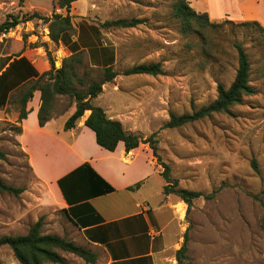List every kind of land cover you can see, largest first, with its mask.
<instances>
[{
  "label": "rangeland",
  "instance_id": "374dc122",
  "mask_svg": "<svg viewBox=\"0 0 264 264\" xmlns=\"http://www.w3.org/2000/svg\"><path fill=\"white\" fill-rule=\"evenodd\" d=\"M86 1L94 12L84 19L73 20V32L66 35L68 43L62 42L63 45L72 48L71 38L77 37L78 25L85 33L89 20L95 25L96 45L104 48V55L111 54L112 62L107 65H112L115 71L121 73L133 65L149 62H160L163 70L157 75L118 74L106 85L107 92L96 105L106 109L109 116L120 119L126 129L138 130L143 137L156 132L157 153L168 164L177 188L206 194L216 190L212 198H195L190 206L172 194L180 216L177 224L179 228L182 226L181 243L188 229V258L182 264H264V231L259 224L263 211L254 197L257 195L264 202V53L261 50L264 32L252 24L257 20L232 13L239 9L238 0H223L218 13L222 11L224 15L212 14L210 19L216 25L183 33L179 19L173 14L174 0ZM188 1L197 12L207 11L208 0ZM251 7L254 9L253 4H249ZM34 8L46 17L55 11L53 0H0V24L10 14L21 19L35 12ZM257 14L264 30V7L259 6ZM118 18H138L141 23L134 27L99 26ZM20 23L24 26L22 36L15 31L10 37L0 39V69L33 44H41L46 57V49L50 51L55 67H60L63 58L70 54L61 49L55 52L59 43L51 40L48 24L42 19ZM43 40L47 43H41ZM235 42L241 43L250 56V84L256 92L245 96L228 113L162 128L170 113H190L216 97L218 83L230 84L237 68ZM84 52L88 62L87 51ZM73 105V99L59 96L53 114L60 116L55 123L65 120L68 116L65 111ZM16 107L9 106L0 112V149L5 153V158L0 159V178L22 188V192L0 193V236L25 234L42 218V233L73 241V226L55 206L50 189L35 178L15 139ZM159 169L162 170L161 165ZM157 180L160 185L164 183L162 176ZM59 253L63 264H104L98 258L90 263L73 253L61 250ZM0 263L19 264L7 245L0 247ZM175 263L178 264L176 259Z\"/></svg>",
  "mask_w": 264,
  "mask_h": 264
},
{
  "label": "crops",
  "instance_id": "0c3cea01",
  "mask_svg": "<svg viewBox=\"0 0 264 264\" xmlns=\"http://www.w3.org/2000/svg\"><path fill=\"white\" fill-rule=\"evenodd\" d=\"M223 3V0H211L210 5L208 0L206 12L210 19L212 14L216 17L224 15L222 11L218 13ZM238 3L239 9L232 13L245 19L261 20L257 10L259 6L264 7V0H238ZM87 4L85 0L72 3L69 12L72 23L94 12ZM249 4H253L254 9L249 8ZM55 7L53 0V9L64 14L63 9ZM87 21L85 33L78 25L77 37L71 38L72 48L63 45L68 43L64 36L55 52L61 49L71 54L73 50L84 49L90 65L107 66L112 62L111 54L104 55V48L96 45L95 25ZM57 59L61 60L59 56ZM9 65L10 70L0 81V112L6 110L2 103L15 86L51 68L41 44L26 46L19 55L8 60L0 74ZM109 84L103 85L102 92L94 99L95 104L107 92L106 85ZM39 106L40 92L35 91L27 103L26 118L17 123L18 111L13 112V121L21 127L15 139L35 178L52 192L55 206L67 210L70 219L76 222L75 225L65 216L75 232L73 241L95 252L104 264H176L175 251L181 244L182 233V226L179 228L177 224L180 221L175 208L177 202L172 194L163 193L165 180L162 185L157 180L161 171L148 144L141 143L126 151L123 142H119L114 151H108L96 143L94 132L84 125L89 111L74 128L67 130L64 122L74 111V105L72 112L71 109L65 111L68 116L61 123H55L60 116L55 112L44 126L38 124ZM109 117L120 121L117 117ZM80 167L84 168L79 170ZM104 182L113 190L94 193L95 189H105ZM137 182H140L138 188L129 189Z\"/></svg>",
  "mask_w": 264,
  "mask_h": 264
},
{
  "label": "trees",
  "instance_id": "16d2710c",
  "mask_svg": "<svg viewBox=\"0 0 264 264\" xmlns=\"http://www.w3.org/2000/svg\"><path fill=\"white\" fill-rule=\"evenodd\" d=\"M74 1L76 0H55V6L63 9L64 14L56 13L53 10L51 17L42 16L37 11L21 19L16 15L10 14L0 24V33L7 31L10 27L20 22L42 19L44 23L48 24L47 27L50 30L51 40L55 44H58L64 36L71 35L73 32L69 12ZM172 10L174 16L180 21V29L183 33H189L194 30L198 31L199 29L216 25L210 20L207 12H197L190 6L188 0H174L172 2ZM139 23H141V20L138 18H118L106 20L100 23L99 26L102 28L134 27ZM241 24H247V22H242ZM252 24L258 26L261 32H264L258 21H252ZM261 46L262 53H264V34ZM234 47L237 52V68L230 84L225 86L222 83H218L216 97L209 103L200 106L190 113H170L169 119L163 124L162 128L179 127L204 117H209L215 113H228L233 105L240 104L245 96L252 95L256 92L255 88L250 84V56L241 43L235 42ZM46 52L51 68L40 73L36 78L26 80L22 84L15 86L6 98V102L2 103V105H6V109L9 106H17L15 108L18 111L17 123H20L22 119L27 117L29 112L27 103L33 97L35 91L40 92V106L37 115L40 126H44L52 118L57 98L64 95L68 96L74 101V111L65 120L64 129L74 128L84 113L89 111L84 125L94 132L95 141L100 147L108 151H114L118 143L123 142L125 150L129 151L138 147L141 143L148 144L156 159V163L162 166L160 174L165 180V185L163 186L164 194H175L188 206H190L191 201L195 198L203 196L209 199L213 197L216 190L213 193L206 194L176 187V181L170 177L168 164L163 162L157 153L156 132L151 133L148 137H143L136 132H129L124 129L119 120L110 118L101 106L94 103V99L102 92L103 85L112 82L118 74H161L163 70L160 62L136 64L119 73L113 69L112 65L103 67L90 65L85 59L84 49H80L73 50L70 55L63 58L61 66L56 68L50 51L46 49ZM10 68L11 65L0 74V81ZM14 130L15 134H19L21 127L16 125L14 126ZM4 158L5 153L0 149V159ZM253 167L256 168L254 162ZM82 168L84 167L78 169L80 170ZM58 183L62 187V181L59 180ZM139 186L140 182H137L135 185L130 186L129 189H135ZM112 190L113 188L106 184L104 190L98 188L94 190V193H106ZM21 192L22 188L9 185L0 178V193L18 195ZM62 192L64 194L63 190ZM254 197L259 200L263 211L259 224L264 231V202L257 195ZM61 213L70 219L67 210L63 209ZM71 222L76 225L75 221L71 220ZM41 227L42 218H39L29 227L25 234L0 236V247L4 245L9 246L19 264H44V262L63 264L64 259L59 253V250L73 253L90 263L96 261L98 256L95 252L64 237L54 234H44L41 231ZM187 242L188 229L183 233V241L175 251V259L178 264H182L188 258Z\"/></svg>",
  "mask_w": 264,
  "mask_h": 264
},
{
  "label": "built area",
  "instance_id": "2783aa9c",
  "mask_svg": "<svg viewBox=\"0 0 264 264\" xmlns=\"http://www.w3.org/2000/svg\"><path fill=\"white\" fill-rule=\"evenodd\" d=\"M23 27H24L23 26V23H20V25H14V26L10 27L7 31H4V32H1L0 33V39L2 40V38L10 37L11 36V33L15 32V31H17V34H19L20 36H22L21 31H22ZM46 30H47V28H46Z\"/></svg>",
  "mask_w": 264,
  "mask_h": 264
},
{
  "label": "bare ground",
  "instance_id": "6f19581e",
  "mask_svg": "<svg viewBox=\"0 0 264 264\" xmlns=\"http://www.w3.org/2000/svg\"><path fill=\"white\" fill-rule=\"evenodd\" d=\"M178 207H179V210L181 211V210H182V204L179 203V204H178Z\"/></svg>",
  "mask_w": 264,
  "mask_h": 264
}]
</instances>
